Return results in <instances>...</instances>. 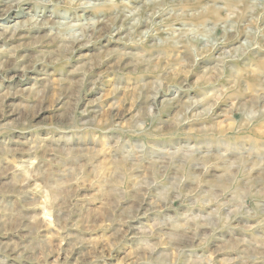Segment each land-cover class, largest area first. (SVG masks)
Instances as JSON below:
<instances>
[{
	"label": "rangeland",
	"instance_id": "rangeland-1",
	"mask_svg": "<svg viewBox=\"0 0 264 264\" xmlns=\"http://www.w3.org/2000/svg\"><path fill=\"white\" fill-rule=\"evenodd\" d=\"M0 264H264V0H0Z\"/></svg>",
	"mask_w": 264,
	"mask_h": 264
}]
</instances>
